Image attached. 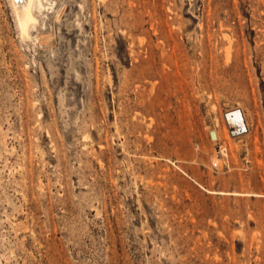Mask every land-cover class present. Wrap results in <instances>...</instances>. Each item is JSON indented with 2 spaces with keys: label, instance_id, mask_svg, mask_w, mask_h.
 <instances>
[{
  "label": "rangeland",
  "instance_id": "374dc122",
  "mask_svg": "<svg viewBox=\"0 0 264 264\" xmlns=\"http://www.w3.org/2000/svg\"><path fill=\"white\" fill-rule=\"evenodd\" d=\"M41 1L0 0V264H264V0Z\"/></svg>",
  "mask_w": 264,
  "mask_h": 264
},
{
  "label": "bare ground",
  "instance_id": "6f19581e",
  "mask_svg": "<svg viewBox=\"0 0 264 264\" xmlns=\"http://www.w3.org/2000/svg\"><path fill=\"white\" fill-rule=\"evenodd\" d=\"M9 1L12 5L15 14V18L17 21L16 23H18L21 32L27 34L29 27L37 20L38 18L37 12L41 10L40 8L42 7L43 2L41 0H9ZM31 28H33V26H31ZM22 36L24 35L22 34Z\"/></svg>",
  "mask_w": 264,
  "mask_h": 264
},
{
  "label": "built area",
  "instance_id": "2783aa9c",
  "mask_svg": "<svg viewBox=\"0 0 264 264\" xmlns=\"http://www.w3.org/2000/svg\"><path fill=\"white\" fill-rule=\"evenodd\" d=\"M226 117L228 118V113L226 114Z\"/></svg>",
  "mask_w": 264,
  "mask_h": 264
}]
</instances>
